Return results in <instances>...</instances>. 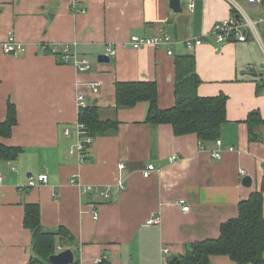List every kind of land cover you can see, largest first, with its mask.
Listing matches in <instances>:
<instances>
[{
    "label": "crops",
    "instance_id": "0c3cea01",
    "mask_svg": "<svg viewBox=\"0 0 264 264\" xmlns=\"http://www.w3.org/2000/svg\"><path fill=\"white\" fill-rule=\"evenodd\" d=\"M169 1L0 0V121L7 117L8 103L17 119L10 137L0 142L22 149L15 161H0V264L30 260L31 233L23 226L26 204L38 205L46 230L67 232L65 241L56 238L53 255L71 250L79 264L101 256L104 264H168L192 244L217 239L220 225L237 217L238 204L260 189L263 51L253 40L216 42L213 24L232 15L226 0H179V13ZM156 35L171 37V55L165 47L135 50L129 44L131 36ZM9 38L23 47L16 57L2 52ZM188 39L202 43L187 48ZM74 43L77 55L90 63L85 72L60 63L56 54L39 53L40 44ZM106 47L115 56L98 63ZM189 54L200 81L198 96H226V121L216 139L220 146L216 140L202 143L194 134L175 136L170 125L146 124V103L116 108L115 84L122 82H155L159 109L172 107L174 61ZM93 83L100 84L97 93ZM77 94L100 108L102 120L119 122L115 134L92 138L82 163L70 155L77 141ZM214 152L221 158L212 157ZM149 163L157 171L143 178ZM41 174L48 177L44 184L37 181ZM245 176L250 187L241 184ZM106 189L107 198L99 193ZM154 217L160 224L147 225ZM211 263L235 264L227 257H212Z\"/></svg>",
    "mask_w": 264,
    "mask_h": 264
},
{
    "label": "trees",
    "instance_id": "16d2710c",
    "mask_svg": "<svg viewBox=\"0 0 264 264\" xmlns=\"http://www.w3.org/2000/svg\"><path fill=\"white\" fill-rule=\"evenodd\" d=\"M174 66L175 101L172 107L159 109L155 82H122L115 84L116 108L146 103V124L170 125L175 136L194 134L202 143L215 141L226 121V96H198L200 81L193 55L176 57ZM100 111L99 107L88 105L77 117L92 138L113 135L118 129L119 122L102 120ZM251 117L248 116V123ZM16 124V109L8 103L7 117L0 121V140L9 138ZM21 152L19 147H8L0 142V161H15ZM263 195L264 178L260 189L238 204L237 217L220 225L218 238L192 244L180 257V263L212 264V257H227L235 264H264ZM23 226L30 231L32 242V255L27 264H50L48 259L54 254L56 238L60 236L65 241L67 232L62 228L46 230L42 227L40 209L36 204L24 205ZM73 264H79V261L75 260Z\"/></svg>",
    "mask_w": 264,
    "mask_h": 264
},
{
    "label": "built area",
    "instance_id": "2783aa9c",
    "mask_svg": "<svg viewBox=\"0 0 264 264\" xmlns=\"http://www.w3.org/2000/svg\"><path fill=\"white\" fill-rule=\"evenodd\" d=\"M231 8L232 15L228 18L217 21L213 24L211 33L215 37L217 43L224 42H238L245 43L248 40L255 41L263 51L264 55V0H243L252 10L256 11L255 15H250L236 0H226ZM188 8L192 11L194 8V1H190L188 3ZM261 16V17H260ZM202 40H185L184 45L187 48H192L201 45ZM129 44L132 49L138 50L146 46H152L154 48L165 47L168 51L167 54L171 55V47L173 41L171 37L168 35H156L152 38H139L136 36H131L129 38ZM76 44L73 45H64L59 47L57 45H47L40 44L39 45V53L40 54H52L55 55L60 63L62 64H71L75 69L80 72H85L90 69V63L86 57H79L75 51ZM2 52L6 55H12L14 57L18 56L23 47L20 43H17L13 38H9L1 44ZM106 56L113 57L115 56V50L111 49V47H106ZM93 93L98 92V88L100 87L99 83H93L90 85ZM87 103L85 97L82 94L76 95V110L77 117L81 111H83L87 107ZM77 137V141L74 144L73 148L70 150V155H75L79 162L82 163L86 160V153L89 146L92 143V137L89 135V132L85 129L84 125L79 121L76 122L75 127L73 128ZM70 133L69 129L64 131V134L68 136ZM215 144L220 146V140H216ZM212 157L216 159H220V152H214ZM176 157H171L170 161L175 160ZM119 169H123V165H119ZM157 169L151 163L147 164L145 169L142 171V177L148 178L152 173L156 172ZM239 174L241 176L244 175V172L240 170ZM47 175L41 174L37 176V181L39 183L47 182ZM75 179H72L71 184H75ZM29 187L35 185L33 180H29ZM122 183L117 184L118 189H122ZM101 196L107 198L109 196V189L101 190ZM188 207H183L182 210L184 212L188 211ZM93 219H98V213L93 212ZM147 225H159L160 218L154 217L150 218L146 221ZM58 251V249H57ZM165 252V251H164ZM167 252V251H166ZM165 252V253H166ZM104 257H97L92 260V264H104Z\"/></svg>",
    "mask_w": 264,
    "mask_h": 264
},
{
    "label": "water",
    "instance_id": "95a60500",
    "mask_svg": "<svg viewBox=\"0 0 264 264\" xmlns=\"http://www.w3.org/2000/svg\"><path fill=\"white\" fill-rule=\"evenodd\" d=\"M169 6L175 13H179L182 11L179 0H170ZM97 61L98 63H109L110 59L106 55H99L97 57ZM251 182L252 181L250 177L247 176L243 177L241 180V184L244 187H250ZM48 261L50 264H73L74 256L71 250H65L56 255H51ZM168 264H181V263L177 257H174L169 261Z\"/></svg>",
    "mask_w": 264,
    "mask_h": 264
},
{
    "label": "rangeland",
    "instance_id": "374dc122",
    "mask_svg": "<svg viewBox=\"0 0 264 264\" xmlns=\"http://www.w3.org/2000/svg\"><path fill=\"white\" fill-rule=\"evenodd\" d=\"M250 15H254L253 10L243 0H236ZM261 17V16H260ZM264 62V60H263Z\"/></svg>",
    "mask_w": 264,
    "mask_h": 264
}]
</instances>
